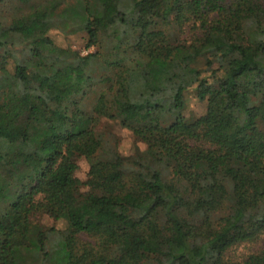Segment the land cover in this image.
<instances>
[{
  "label": "trees",
  "instance_id": "16d2710c",
  "mask_svg": "<svg viewBox=\"0 0 264 264\" xmlns=\"http://www.w3.org/2000/svg\"><path fill=\"white\" fill-rule=\"evenodd\" d=\"M113 1L14 0L0 21V264H264V242L228 255L264 241V0H151V18L145 0ZM190 88L206 103L195 119ZM102 119L146 149L121 155Z\"/></svg>",
  "mask_w": 264,
  "mask_h": 264
},
{
  "label": "rangeland",
  "instance_id": "374dc122",
  "mask_svg": "<svg viewBox=\"0 0 264 264\" xmlns=\"http://www.w3.org/2000/svg\"><path fill=\"white\" fill-rule=\"evenodd\" d=\"M117 5V0L113 1L110 5L109 12ZM141 6L146 10L147 17H157V14L160 12V5L156 1L145 0L141 3ZM14 9V0H2L0 1V21H7L12 15ZM107 16H110L107 13ZM113 16V15H112ZM111 16V17H112ZM109 20V19H108ZM165 29L173 34L174 38L184 39L189 41L192 37V33L189 30L180 31L175 24L166 25ZM53 41L56 45L60 47L72 48L74 50H78L82 55H86L89 52L97 51L98 49L103 51L105 48V40L104 43H100L97 46L87 47V34L84 31L79 32H67L62 31L60 29H52L49 33ZM110 43H106V47L109 46ZM108 51V48L106 49ZM21 55L25 57V55L18 51L17 55ZM103 54H108L104 53ZM102 54V55H103ZM10 70H13L14 63L12 62L9 66ZM44 86L50 90H54L57 86V81L54 78H47L44 80ZM99 92L98 87L93 89L89 94V97L85 99L88 108L91 107L89 103H91ZM186 106H185V115L191 119H195L198 116L202 115L206 110V103L204 101H200L196 97V91L194 88H190L186 92ZM99 131L104 134V137L109 141L112 147H117L119 153L128 158L137 157L143 150L146 149L145 143L140 141L130 130L122 127L120 124L114 122L109 119H102L101 124L99 126ZM79 168L77 170V176L81 180H85L87 176V172L89 169V163L86 159L80 158L78 160ZM223 214V212L217 213L218 216ZM34 222H38L47 227H57L64 228L65 222L63 221H55L45 214H38L33 217ZM264 241L258 242H244L239 245L234 246L229 252L228 255L234 259H241L244 256L248 255L252 251H255L257 248L261 246V243ZM143 264H158V262L153 259H147Z\"/></svg>",
  "mask_w": 264,
  "mask_h": 264
}]
</instances>
